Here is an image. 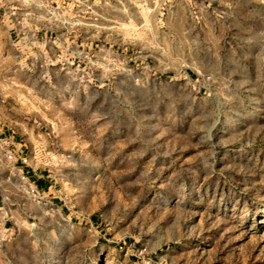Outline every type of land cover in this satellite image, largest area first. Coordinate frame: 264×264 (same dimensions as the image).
Returning <instances> with one entry per match:
<instances>
[{
    "label": "rangeland",
    "instance_id": "rangeland-1",
    "mask_svg": "<svg viewBox=\"0 0 264 264\" xmlns=\"http://www.w3.org/2000/svg\"><path fill=\"white\" fill-rule=\"evenodd\" d=\"M124 24L0 36V264H264V7Z\"/></svg>",
    "mask_w": 264,
    "mask_h": 264
},
{
    "label": "built area",
    "instance_id": "built-area-1",
    "mask_svg": "<svg viewBox=\"0 0 264 264\" xmlns=\"http://www.w3.org/2000/svg\"><path fill=\"white\" fill-rule=\"evenodd\" d=\"M219 1L0 0V20L10 27L16 44L33 46L38 40L58 39L64 51L77 54L82 52L84 40H90L88 48L92 49V40L104 29L102 23H113L109 31L124 36L129 33L124 22L161 21L179 5L210 7ZM254 1L264 4V0ZM141 27L131 34L148 35Z\"/></svg>",
    "mask_w": 264,
    "mask_h": 264
},
{
    "label": "crops",
    "instance_id": "crops-1",
    "mask_svg": "<svg viewBox=\"0 0 264 264\" xmlns=\"http://www.w3.org/2000/svg\"><path fill=\"white\" fill-rule=\"evenodd\" d=\"M257 4L264 7V4H261L258 2H257ZM0 36L6 38V41H7L8 45L10 46V48H11V46L16 48V46L18 45L15 42V37H14L12 31L10 30V27L6 23H3L1 20H0ZM18 46L21 47V45H18ZM46 188H48V187H46Z\"/></svg>",
    "mask_w": 264,
    "mask_h": 264
}]
</instances>
